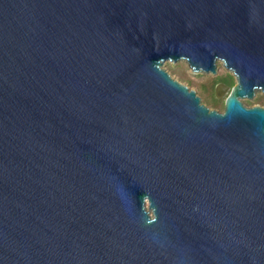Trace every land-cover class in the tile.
Instances as JSON below:
<instances>
[{"label":"water","instance_id":"95a60500","mask_svg":"<svg viewBox=\"0 0 264 264\" xmlns=\"http://www.w3.org/2000/svg\"><path fill=\"white\" fill-rule=\"evenodd\" d=\"M257 92L264 0H0V264H264Z\"/></svg>","mask_w":264,"mask_h":264},{"label":"rangeland","instance_id":"374dc122","mask_svg":"<svg viewBox=\"0 0 264 264\" xmlns=\"http://www.w3.org/2000/svg\"><path fill=\"white\" fill-rule=\"evenodd\" d=\"M164 69L175 80L183 85L188 86L191 90L196 91L198 96L201 97L203 104H205L210 109L217 110L219 112L224 111L226 97L228 96L230 90L237 84V79L234 73L228 70L220 61L217 62V72L215 75L202 72L196 73L185 61H181L176 64L167 62L164 66ZM228 76H230L232 82L230 81V78ZM208 79H216L217 81L214 91H209V95L205 92V90H209V88L207 87L208 84H204ZM220 84L228 86L230 89L224 97L217 98V87ZM212 98L216 99L218 102H213L214 99ZM242 101L247 107H264V94L261 92H257L252 100L245 99Z\"/></svg>","mask_w":264,"mask_h":264},{"label":"trees","instance_id":"16d2710c","mask_svg":"<svg viewBox=\"0 0 264 264\" xmlns=\"http://www.w3.org/2000/svg\"><path fill=\"white\" fill-rule=\"evenodd\" d=\"M228 77L230 78V76H228ZM230 81H231V78H230ZM216 83H217L216 79H208V80H206V83H204V84H208L207 87L209 88V90H205V92L208 95H209V91H212V92L214 91ZM231 85H232V83H231ZM210 97H211V95H210ZM212 99H214V98H212ZM213 102H218V101L216 99H214Z\"/></svg>","mask_w":264,"mask_h":264}]
</instances>
